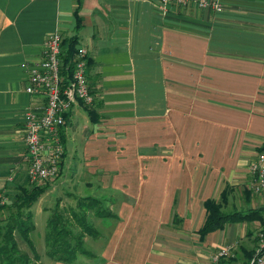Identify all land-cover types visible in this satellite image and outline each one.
Returning <instances> with one entry per match:
<instances>
[{
  "label": "crops",
  "instance_id": "0c3cea01",
  "mask_svg": "<svg viewBox=\"0 0 264 264\" xmlns=\"http://www.w3.org/2000/svg\"><path fill=\"white\" fill-rule=\"evenodd\" d=\"M213 1L220 10L171 3L163 13L158 0H0V191L28 181L25 111L36 100L25 64L49 34L76 35L77 13L76 46L88 50L95 113L80 103L68 115L61 172L44 180L32 232L46 246L51 212L72 214L81 197L112 214L87 212L100 244L86 249L99 261L48 264H212L229 244L223 264L248 263L263 211L204 238L198 231L205 201L224 190L226 212L264 208L249 190L264 145V0Z\"/></svg>",
  "mask_w": 264,
  "mask_h": 264
},
{
  "label": "built area",
  "instance_id": "2783aa9c",
  "mask_svg": "<svg viewBox=\"0 0 264 264\" xmlns=\"http://www.w3.org/2000/svg\"><path fill=\"white\" fill-rule=\"evenodd\" d=\"M171 3L221 8V3L213 0H158L157 6L167 13ZM64 39L61 31L49 34L41 57L25 64L26 91L36 100L25 111V161L31 181L54 179L60 174L65 154L62 127L66 115L77 104L93 105L96 101L88 79V50L78 45L66 66L62 59ZM250 169L253 175L251 188L264 196V151L258 152ZM233 249V244L221 246L214 254L212 264H221V259L231 256ZM247 264H264V221Z\"/></svg>",
  "mask_w": 264,
  "mask_h": 264
},
{
  "label": "trees",
  "instance_id": "16d2710c",
  "mask_svg": "<svg viewBox=\"0 0 264 264\" xmlns=\"http://www.w3.org/2000/svg\"><path fill=\"white\" fill-rule=\"evenodd\" d=\"M77 33L72 37H65L63 41L64 51L62 59L67 66L74 57L78 42V32L82 26V19L77 13ZM65 70V69H64ZM90 114L95 113V107H87ZM68 115H66L67 120ZM66 125V121H65ZM65 125L62 127L64 129ZM62 140L63 136H62ZM264 151V145L260 148ZM65 155V154H64ZM63 163V161H62ZM62 166V164H61ZM27 183L17 185L11 192L0 191V264H40L41 255L34 247L31 232L35 228L32 207L34 203L46 192L48 184L42 181L32 183L29 177ZM48 182V181H47ZM3 198H5L4 201ZM102 199L94 196L81 197L80 210L71 213L68 208L59 206L53 210L48 218L47 232L45 235L46 253L56 260L74 262L79 254H92L85 248V236L87 234L98 237L99 232L88 221V210H94L95 215L110 216L112 213L109 206L102 203ZM104 202V201H103ZM227 202V192L222 193V198L217 200L209 198L205 201L207 218L199 229L201 238L209 232L221 229L227 222L253 220L261 217L263 209L251 208L247 211L233 210L226 212L223 207ZM258 216L255 217V215ZM178 221L179 219L176 218ZM77 223L81 227L76 233L70 226ZM16 234L22 236L32 251V255L22 252L16 240ZM253 252L251 253V256ZM227 258L221 259V264Z\"/></svg>",
  "mask_w": 264,
  "mask_h": 264
},
{
  "label": "rangeland",
  "instance_id": "374dc122",
  "mask_svg": "<svg viewBox=\"0 0 264 264\" xmlns=\"http://www.w3.org/2000/svg\"><path fill=\"white\" fill-rule=\"evenodd\" d=\"M77 47V46H76ZM85 105V104H84ZM85 106H87V107H91V105H85ZM33 182H35V181H32V183ZM40 182V181H39ZM42 182H44V180H42ZM36 183V182H35ZM251 192L253 191L254 192V190L252 189V188H250L249 189ZM259 194V193H258ZM50 198H52L51 196H49L47 199H50ZM234 202H236L237 204H239V201L238 200H233ZM36 205H37V203H36ZM36 205H34L35 206V209H34V206L32 207V210H33V213H34V211H36ZM91 218H93V217H90L89 218V221L90 222H92L91 220ZM34 221V220H33ZM94 221V220H93ZM95 222V221H94ZM34 223H35V221H34ZM80 227V226H79ZM80 229H81V227L77 230V227H76V233H79L80 232ZM34 231V230H33ZM38 231V230H37ZM37 231H35V232H32L31 233V238H32V240H33V242L35 243V245H36V248H37V250H38V252L40 253V255H41V262H40V264H48L49 262V255L46 253V246H44L43 245V243H42V238L41 239H39V236H38V234H37ZM86 236H88L87 238L89 239V241L86 243V245H85V248H88V249H90V250H92V251H94L96 248H98L99 247V244H100V242L99 241H96V242H94V239H93V237H90L91 235H89V234H87ZM17 239H18V241H19V245H20V248H21V250H22V252L24 253V250L25 251H28L30 254H32L31 252H30V249H29V247H28V245L26 244V242L22 239V237L21 236H17ZM95 244H96V246H95ZM82 259H84V260H86V261H99L98 260V256H96V255H92V254H84L83 255V258ZM42 260H43V263H42Z\"/></svg>",
  "mask_w": 264,
  "mask_h": 264
}]
</instances>
